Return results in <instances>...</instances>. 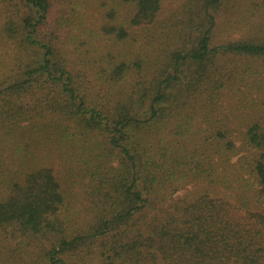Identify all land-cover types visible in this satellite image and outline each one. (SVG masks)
<instances>
[{
    "label": "trees",
    "instance_id": "1",
    "mask_svg": "<svg viewBox=\"0 0 264 264\" xmlns=\"http://www.w3.org/2000/svg\"><path fill=\"white\" fill-rule=\"evenodd\" d=\"M165 1L0 0V264H264V0Z\"/></svg>",
    "mask_w": 264,
    "mask_h": 264
},
{
    "label": "rangeland",
    "instance_id": "2",
    "mask_svg": "<svg viewBox=\"0 0 264 264\" xmlns=\"http://www.w3.org/2000/svg\"><path fill=\"white\" fill-rule=\"evenodd\" d=\"M186 2V0H166L163 5H162V9H161V17L163 20H168L169 18H178L183 10H184V3ZM171 20H175V19H171ZM100 42L96 43V46L97 44H99ZM259 66L261 67V69L264 70V61H260L259 62ZM56 172L57 174L60 176V167H56ZM191 188L190 187H187L186 189L184 190H181L179 192V194H183L185 193L187 190H190ZM212 190H216V192H220L222 189L221 188H215V189H212Z\"/></svg>",
    "mask_w": 264,
    "mask_h": 264
}]
</instances>
